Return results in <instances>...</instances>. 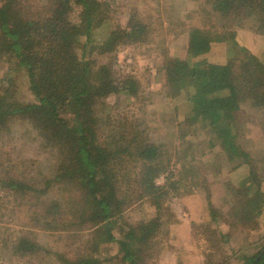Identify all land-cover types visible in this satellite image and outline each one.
I'll return each mask as SVG.
<instances>
[{
  "label": "trees",
  "instance_id": "obj_1",
  "mask_svg": "<svg viewBox=\"0 0 264 264\" xmlns=\"http://www.w3.org/2000/svg\"><path fill=\"white\" fill-rule=\"evenodd\" d=\"M106 5L102 0H0V64L11 66L0 74V123L20 116L38 118L34 138L38 145L32 149L56 158L51 176L39 170L30 181L13 166L0 165L1 189L22 196L34 194L33 205L40 204L43 210L32 212L25 225L28 231L11 247L14 252L26 250V255L39 251L41 244L28 235L33 227H43L67 231L73 240L86 239L74 258L61 250V264H103L102 249L111 251L114 245L117 253L108 260L156 264L166 242L171 245L180 237L171 230L180 221L171 212L170 198H188L200 189L208 192L209 180L178 177L173 154L148 135L153 120L147 121L145 106L141 116L109 109L107 100L113 94L141 98L145 104L161 90L143 93L140 80L126 74L118 60L122 48L145 39L148 21L133 11L128 27L113 26ZM199 12L210 21L186 25L189 41L182 59L164 63L167 69L169 62L184 61L190 79L180 85L188 90L184 100L188 109L178 123L181 149L177 156L185 163L202 148L207 133L211 137L205 139L202 158L215 151L231 163L238 161L240 180L231 187L235 204L227 214L234 224L256 230L264 215V147L259 155L251 140L242 139L239 114L246 107L264 114V53L256 55L239 45L238 26H246L242 31L255 38H264V0H204ZM78 13L81 19H74ZM216 14L227 20L222 27L214 24ZM182 18H172L171 26H182ZM260 37L257 41L262 44ZM223 42L231 45L232 53L222 62H208L212 44ZM96 47L99 60L88 55V49ZM171 83L169 77L167 87ZM201 128L207 132L197 136ZM196 136L200 141L193 140ZM29 163L23 161L22 166ZM188 168L189 174L197 170ZM165 173L166 182L158 184ZM62 184L69 187L67 199L54 197L59 189H52ZM208 201L211 218L197 223L194 232H201V226L210 229L211 221L224 216L210 196ZM134 206L135 211L147 213L137 222L125 218ZM212 234L210 250L216 253L209 255L220 253V257L207 264H231L223 254L224 233ZM243 259L245 264H264V246Z\"/></svg>",
  "mask_w": 264,
  "mask_h": 264
},
{
  "label": "rangeland",
  "instance_id": "obj_2",
  "mask_svg": "<svg viewBox=\"0 0 264 264\" xmlns=\"http://www.w3.org/2000/svg\"><path fill=\"white\" fill-rule=\"evenodd\" d=\"M102 1L107 2L106 12L113 26L128 27V21L133 11H138L139 15L148 21V32L145 39L140 43H130L122 48L118 60L126 74L135 75L140 80L143 93L161 90L160 95L152 97L153 99L145 104L141 98L133 100V97L124 93L113 94L107 100L111 104L109 109L116 108L120 114L128 110V114L137 113L141 116L143 115L142 107L145 106L147 121L148 119L153 120L152 122L149 121L148 135L156 143H162L164 151L173 154L172 165L175 162L178 163L173 168L178 177L182 175L184 178L192 180L194 176L196 178L206 176L209 180L208 192L205 189H200L201 191L188 198L174 195L170 198L171 212L180 221V223H176V221L171 226V230L173 234L180 235V237L176 243L171 241V245L166 242L165 249L158 256V260L156 259V264H207L209 260L216 261L220 257V253L215 256L209 255V253L215 252L214 250L211 252L210 249L212 248L209 244L213 232L217 235L224 233L223 254L229 258L231 264H245L244 255L250 256L264 246V215L261 216L259 227L253 230L234 224L227 214L235 204V192L231 187L237 185V180H240V169L235 168L238 161L231 163L227 157L221 156L215 151L202 158L203 154L206 153L205 139L208 140L211 137L207 133L204 134L206 137L203 136L201 140L202 148L196 151L190 159L188 158L185 163L180 162L177 156V152L181 149V146L179 147L178 123L184 121L185 115L182 112L188 109L184 101L188 90L180 85H187L190 79L185 74L184 61L169 62L167 69L164 67V63L168 59H172L171 61L176 58L182 59L189 41V27L186 25L198 21L203 24V19H205L206 24L210 21L208 16L204 15L203 17L202 13H198L204 0ZM80 16L81 14L78 13L74 19H81ZM178 17H183L184 20L181 22L183 25L177 27L176 24H173L171 26L172 18L178 20ZM214 19V24L217 27H222L227 23V20L217 14ZM184 23H186L185 26ZM244 27L238 26L241 31L239 45L251 49V51L256 52V55L263 54L264 43L259 44L257 41L260 35L255 38L254 34L251 35L249 31L248 33L243 32L241 28ZM228 46L231 47L226 42L212 44L207 55L208 62L218 63L226 59L232 53ZM88 55L98 60L100 57L97 47L95 49L89 48ZM8 67L11 66L7 63L0 64V74L4 75ZM169 77L172 81L171 87H167L166 84ZM177 117L178 119H176ZM239 118L241 131L244 134L242 139L251 140L254 145L253 148L261 155L264 147V114L260 109L246 107L239 114ZM37 119L36 117L20 116L16 119H5L4 122L0 123V165L2 164L7 168L13 166L18 173L24 178L27 177L29 181L38 175L39 170L43 172V175L51 176L56 166V158L53 153L49 152L50 154L47 155L39 148L32 149L33 146L38 145V142H34L36 141L34 139L36 138V131H39L40 127V121ZM205 132L207 131L201 128L196 135ZM197 136L193 140L199 139L200 141ZM247 145L249 147L248 143ZM23 161L30 163L22 166ZM31 163L36 165L33 166ZM191 165L197 167V170L189 174L188 166L194 167ZM203 165L206 166L205 170H202ZM185 169L187 171H184ZM167 177L168 173L161 175L157 183H165ZM58 189V194L54 197L58 199L70 197L68 186L64 184L55 185L52 190ZM28 194L22 196L19 193H9L2 190L0 186V264H61L58 261V253L61 250L70 253L74 258L76 253L85 246L86 239L82 241L73 240L67 231L49 230L43 227H33L31 229L32 234L28 235L29 239L35 237L38 240L36 241L41 244L42 248L39 251H28V255H26V250L13 251L11 245L23 232L28 231L25 225L28 221L30 222L32 214H34L32 212L43 211L40 204L33 205L32 202L36 201L35 195L28 196ZM209 196L214 206L223 210L224 216H218L216 222L211 221L210 229L207 226H201V232H194V226H197V223H208L211 218L208 209ZM135 208L136 206L128 210V215L125 217L131 222L140 221L147 214L142 211L137 212ZM222 239L220 236L217 238L219 241ZM117 250L116 245L111 251L103 248V257L101 258L103 264H120L115 259H107L110 258V254H116ZM100 253L101 250L97 252L98 255Z\"/></svg>",
  "mask_w": 264,
  "mask_h": 264
}]
</instances>
